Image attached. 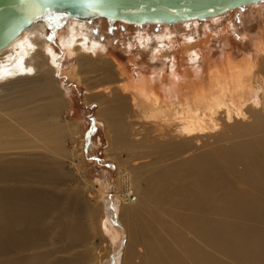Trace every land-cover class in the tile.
Here are the masks:
<instances>
[{
    "label": "bare ground",
    "instance_id": "6f19581e",
    "mask_svg": "<svg viewBox=\"0 0 264 264\" xmlns=\"http://www.w3.org/2000/svg\"><path fill=\"white\" fill-rule=\"evenodd\" d=\"M96 19L107 20L99 16ZM54 22L60 26L68 22L86 23L73 18L68 21L42 18L0 51V91L13 96L9 101L10 98L0 95V116L4 112L0 121L14 120L30 129L39 126L38 133L29 132L24 138L19 129L11 131L4 124L3 134L10 130L14 146L34 145L46 151L47 158L58 161L65 133L56 110L69 102L54 75L55 53L48 38ZM196 23L191 20L161 25L163 28L186 25L191 32L183 39L177 37L178 31L153 37L139 31L136 45L141 46L138 45L140 57L145 49H155L148 61L150 65L145 58L126 63L114 56L94 63V69L108 87L101 96L112 97L105 106L100 96L101 109L97 112V120L106 123L110 146L116 149L121 144L128 150L136 147L151 150L142 157L117 159L118 192L113 187L103 197L99 196L101 193L96 198L93 193L89 199L85 196L83 208L75 207V199L64 197L61 192L49 197L43 190H34L23 200L20 210L9 202L15 191L1 187L0 237L8 234L7 249H12L15 242L31 246L36 242L63 243L66 256H55L56 248L42 252L41 258L34 257L38 253L30 256L32 264H95L91 256L98 248L91 240L100 236L106 243V236L115 237L106 229L118 207L121 226L114 222L111 225L115 228L114 235H119L120 240L127 239L122 264H254V258L264 263V41H254V53H244L236 59V46L231 44L234 30L228 25L217 33L223 48L215 57L208 48L209 34L204 41L196 40L199 27L194 28ZM125 25L140 30L143 27L145 31L144 27L152 24ZM76 31L72 26L70 37L61 36V42L71 58L80 59L75 67L80 68V74L85 56H90L86 61L98 54L105 58L113 47L117 48L113 39L106 41V45L99 41L89 44V38L79 37ZM248 38L243 33L240 40ZM154 44L158 48H151ZM89 45L92 55L86 50ZM44 94L48 97L46 101ZM69 123L68 130L78 136L72 153L83 154L85 139L77 124ZM12 144V149H19ZM36 164L30 160L28 164L21 161L1 166L0 183L7 184L14 174L25 172L42 174L45 180L47 173L60 168L57 162ZM78 165L88 175L87 166ZM231 175L234 179L230 180ZM241 185L245 187L238 188ZM8 207L11 212H5ZM16 221L26 225L28 236H15ZM118 244L113 249L105 248L112 256L103 264H117L123 248ZM225 256L230 260L228 263L223 262ZM29 260L24 263L30 264Z\"/></svg>",
    "mask_w": 264,
    "mask_h": 264
},
{
    "label": "rangeland",
    "instance_id": "374dc122",
    "mask_svg": "<svg viewBox=\"0 0 264 264\" xmlns=\"http://www.w3.org/2000/svg\"><path fill=\"white\" fill-rule=\"evenodd\" d=\"M257 8H262V10L260 11ZM221 17L222 18H218L219 20L215 18V19H207L204 21H198V23L195 24L196 26L193 25L194 28L199 26L198 28H196V30L198 29V33H196V35H197L196 40L197 41L206 40L207 34H209L211 36V40L208 44V48L210 50V53H212L215 57L220 54V52L222 51V48H223L222 43L220 44V42L218 40L217 33H219L221 30H224V28L228 25H231L232 30H234V31H232L233 32L232 36H233V40L235 42L232 41L231 44L233 46H236V52L238 54L236 59L242 58L244 53L253 54L254 53V45H253L254 41H264V3L259 4L257 6H251V7H246L244 9H240L237 11H232V12H230L226 15H223ZM52 20H54V19H51V21ZM101 21L102 20L96 19V20L88 21L86 23L78 22L79 23L78 25H77V22H74V23L68 22L64 26H62V25L60 26L59 23L54 22V24H52V26L48 30V38L50 40L49 42L53 48V52L55 53V60H56V61L54 60V62H55L54 66L56 68L55 74H54L55 80L59 81L61 83V87L63 88L65 95L68 98V102L70 103L69 104L66 102L68 104V106L66 105V107L65 106L59 107L56 110L57 112H59V122H60L61 126L63 127V131L65 133L64 134L65 141H63L62 144L60 145V147H62V149H63L62 157L60 156L61 158L58 161H56L52 158H47L46 156H48V153L45 154L46 151H44L40 148H34L35 147L34 145H33L34 147L33 146L31 147V145H29L27 143H22L21 145H15L14 146L12 144V140L14 138L11 137L10 130L12 131L13 129H19V131L22 133V137L27 138L29 135V132L38 133L39 132V126L33 128V129H30L29 127L21 126L20 124L16 123V121H14V120H7L6 122H4V121L1 122L2 117H3L2 114H4V112H1L0 124H2L3 127H2V125H0V128H1L0 134H2V135H0V143H1L0 144V146H1L0 147V167L6 166L9 164L10 165L17 164L18 162H21V161L25 164H28L30 160L37 162L36 165H38V163H41V162H43L44 164H48V165H52V163L55 164L57 162V163H59V166H60V168L57 171H55L56 174H55V172H53L51 174L47 173L44 176L45 180L43 179L42 174L41 175L37 174L38 175L37 176V175H35L36 173L34 174L31 172H25V173H21V174L16 173V175L14 174L13 180L11 178L10 181L7 182V184L6 183H0V188L6 186V188L8 190L15 191L14 196L12 198H10L9 202L12 201L13 204L19 206L20 210L22 207L21 204H22L23 200L27 199L26 196L28 194H31L32 192H34V190H37V191L43 190L45 195L48 196V194H49V197L55 196L57 194V192L63 193L64 197H70L71 196V197H73V199H75V200H73L75 207H78V208H83L84 206H86L83 202V201H85V196H87L89 199V197L92 193L95 195L94 198H96L98 196V194H100V193L101 194L99 196L103 197L104 196L103 193L112 192L111 189L113 187H115L114 191L118 192L119 188L117 187L116 180H117L119 171H118V165H117L116 160L119 158L122 160H126L131 155H132V157H137V158L142 157L143 154L149 153V151L151 150V149L149 150L147 148L146 149L145 148L139 149L137 147L134 148L135 150L134 149L128 150L127 148H124V145H121V144L118 145V147L116 149H112V147L110 146V138L106 134V130H105L106 123H103L101 120L100 121L97 120V118H98L97 112H98V110L101 109V105H100L101 100L99 98L103 94L101 92L106 90L108 87H105L106 86L105 84H107L106 81L101 80L100 72L98 73L95 70L96 69L95 64L98 63V61L99 62L102 61V59L110 60L111 57L114 56L118 60H120V62L122 61V62H126V63L130 59H135V58L137 59L138 58L140 60L142 58H145L147 61L146 64L150 65V63L148 61L150 60V57L153 56L152 52L155 49H152L151 51L150 50L146 51V49H145L146 52L144 51L143 57L142 58L140 57V54H139V52H140L139 46L140 45L139 44L136 45V43L138 42L137 39L140 35L139 31H140V33L141 32L146 33L147 35L152 36V37L155 35L158 36L159 34H163L165 32H169V31H172L171 32L172 34L175 31L176 32L178 31L177 37L179 39H181V38L183 39L184 36L188 35L191 31H189L190 29L185 27L186 25H180L181 27L179 25H175V26L164 27V28L162 26L151 25L148 27H144L145 31H143V27H141L142 29L140 30V27H137V26L133 27L131 25L128 26V25L121 24V23H110L107 20H103L102 22ZM76 25L79 27H77ZM209 25H210V27H207ZM72 26H74L76 28V30H77L76 33H77V35H80L79 37L84 36V37L89 38L88 39V41L90 42L89 44H91L93 41H97V42L99 41V43L106 45L108 40L111 41L113 39V40H116L115 45H117V48L115 49V47H113L114 48L113 49L111 47L110 49H113L112 50L113 53L111 52L109 54H106L107 56L105 58L100 56V54H98L96 57L92 56V59L94 61L93 60L86 61L85 58L86 57L89 58L90 56H85V57L83 56L84 57L83 58V61H84L83 64L84 65H83V68L81 69V74H80V72H79L80 68L79 67L75 68L80 63V61H79L80 59H76V57L71 58L67 54V52L65 51V48L62 47L63 45L61 42L63 37L64 38L70 37V34H71L70 28H72ZM148 30H149V32H147ZM99 32H101V33H99ZM243 33L249 35V38L244 42H242V40H240V38L243 37ZM92 35H94V36H92ZM61 36H62V38H61ZM136 37H137V39H136ZM98 38H100V39L98 40ZM105 38H107V40ZM155 45L156 44L151 45V48H153V47L156 48L157 46H155ZM90 46L91 45H89L86 48V50H87V52H89L92 55L93 52L90 50V48H89ZM129 46H131V48ZM140 48H141V46H140ZM125 50H126V52H125ZM90 63H92V65ZM75 70H78L77 71L78 74L76 73ZM85 71H87V73ZM64 92H63V94H64ZM0 95H3L4 98H10L9 101L11 100V98H13V96L6 91H0ZM18 96L19 95L14 96V98L18 97ZM88 96L90 97V99L89 98L87 99ZM108 96L109 95L101 96L102 98H104L102 100V102H104L105 106H106V103L108 102L107 100L112 99L111 96H109V97ZM46 98H48V97H47V95L44 94V101H46ZM9 101H8V103H9ZM91 101H92V103H89ZM31 106H36V104L31 105ZM68 121L69 122H75L77 124L83 138L85 139V141L83 143L84 144L83 145V149H84L83 154H79V155L75 156V154L72 153L73 147L77 146L76 138L78 136H75V134L71 130H68V126L70 125V123ZM126 121H128V120H126ZM4 124H6V126L9 127V129H10L8 134H5V133L3 134ZM1 131H2V133H1ZM1 136L4 138H2ZM5 137L8 138L7 141H6ZM3 142H5L4 143L5 146H3L4 145ZM11 144L14 147L19 148V149L18 150L12 149ZM23 144H25V145H23ZM78 149H79V147H78ZM106 152H108V154ZM1 155H2V157H1ZM140 162H144V161H140ZM140 162H138L137 164H139ZM76 165H78L80 167L87 166L86 170L88 171V175L84 174V172H85L84 169L79 170L76 167ZM74 170H76V171H74ZM28 173H30V174H28ZM47 176L49 177L50 180L48 179ZM18 178H19V180L22 179L23 182L25 181L24 183H26V184L29 183V184L27 186L22 185L24 183L23 182L21 183L22 180L19 181ZM230 178L234 179V177L232 175L229 176V179ZM38 180H40V181L36 182ZM43 180H44V182H43ZM48 181H49V183H48ZM40 182L44 183V185ZM87 182H89L90 184ZM31 183L32 184L35 183V184H33L34 186ZM83 184H85V185H83ZM20 186H21V188H20ZM232 186H234V185H232ZM241 186H238V188L242 189L245 187V185H241ZM53 190L56 192L54 193ZM1 195H2V193H1ZM98 199L100 200V202L102 201V198H98ZM112 205L115 206L114 203ZM117 209H118V207H116L114 209V217L112 219V222L110 223V226L108 225L107 229H106L107 231H109L112 234V236H115L116 238L108 235V236H106V240H107L106 243H103L102 237H100V236H95L91 240V243L94 244L98 248V251L94 252L91 256V258L95 261V264H103V262L106 259H108L110 256H112V253L109 254V252L105 248H107L109 246L111 249L113 247V245H115L116 242H118L120 245L123 246L121 257H118V259H117L118 262L116 261L117 264H122V257H123L122 254L125 251L124 243L126 246L127 239L121 238V240H120L119 235H114L112 233V231H114L115 228H114V226L111 225L113 222L115 224H117V223L120 224ZM20 210H19V212H21ZM5 212H11V208L8 207L5 210ZM15 225H16L15 226L16 227L15 228V231H16L15 236H17V237L20 236L19 238L23 237V235L25 237V234H26V236H28V232H27L28 229H27L26 225L17 223V221H16ZM120 226H121V224H120ZM20 227H22V228H20ZM24 227H26L25 228L27 230L26 232H25ZM112 228H114V229H112ZM122 232H123V229H122ZM114 233L116 234L115 231H114ZM7 237H8V234L4 238H3V236L0 237V247L2 248V246H3V248L0 250V264L1 263H3V264H6V263L7 264H18L17 261L20 262L21 260L22 261L19 264H21V263L27 264L24 262L25 261L27 262L29 259H30L29 260L30 264H32V262H31L32 255L34 256L36 253H38V255L36 254L34 257L38 256L39 258H41L39 256V254L41 255L42 252L50 251V250H53L56 248L58 249V252H57L58 255H55V256H59V255H61V256L63 255V257L66 256L65 255L66 254L65 249L63 247V243L56 244L54 242H48L46 244L45 243L43 244L40 242V244H41L40 245L39 242H36V245L31 246V245L26 244V243L15 242V244L12 246V249L10 247L7 249L6 248L7 247V241H8ZM1 241H3V242H1ZM56 241L58 242V240H56ZM60 242H63V241H60ZM119 244H118V246H119ZM38 245H39V247L35 248V246H38ZM28 248L30 251H28ZM252 248H253L252 251H254V253L258 250L256 247H252ZM60 249L63 251L62 253L60 252L61 251ZM10 250H12V251H10ZM256 253H258V252H256ZM27 255H29V257L30 256L31 257L28 259ZM42 257H43V255H42ZM137 261L139 262V259ZM229 261L230 260L228 259V257L225 256V260L223 262L228 263ZM38 263L39 262H37L36 264H38ZM39 264H41V263H39ZM90 264H92V263L90 262ZM254 264H264V263H263V261H259L258 258H254Z\"/></svg>",
    "mask_w": 264,
    "mask_h": 264
},
{
    "label": "water",
    "instance_id": "95a60500",
    "mask_svg": "<svg viewBox=\"0 0 264 264\" xmlns=\"http://www.w3.org/2000/svg\"><path fill=\"white\" fill-rule=\"evenodd\" d=\"M262 3L264 0H0V51L35 21L47 17L88 22L99 16L112 23L161 26L204 21Z\"/></svg>",
    "mask_w": 264,
    "mask_h": 264
},
{
    "label": "snow or ice",
    "instance_id": "6c2138e0",
    "mask_svg": "<svg viewBox=\"0 0 264 264\" xmlns=\"http://www.w3.org/2000/svg\"><path fill=\"white\" fill-rule=\"evenodd\" d=\"M141 10H143V9H141Z\"/></svg>",
    "mask_w": 264,
    "mask_h": 264
}]
</instances>
